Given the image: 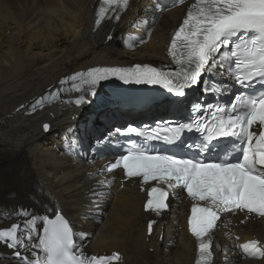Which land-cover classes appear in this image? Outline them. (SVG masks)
Wrapping results in <instances>:
<instances>
[{"label": "bare ground", "instance_id": "bare-ground-1", "mask_svg": "<svg viewBox=\"0 0 264 264\" xmlns=\"http://www.w3.org/2000/svg\"><path fill=\"white\" fill-rule=\"evenodd\" d=\"M147 1H131L118 23L102 24L92 33L93 0H0V209L32 205V201H38L37 211L44 204L59 207L75 222V230L85 234L79 239L85 241L81 251L89 258L119 250V262L110 264H191L194 244L184 231L187 205L183 198L162 215L147 240L148 217L141 211L143 197L135 190H115L108 206L102 204L100 219L91 220L98 194L95 177L85 172L102 174L99 133L109 131L114 119L133 115L123 109L127 95L111 109L115 102L107 103L105 110L73 132H66L74 122L69 118L75 119L76 112H91L95 101L110 96L111 87L98 88V99L86 96L79 105L61 106L66 110L59 116V109L31 117L13 115L20 103L43 95L50 83L72 71L164 60L171 31L190 0L156 13L146 29L134 30L128 23L137 20L135 14L147 8ZM44 123L50 125L48 131L43 130ZM63 136L67 143L59 141ZM214 235L221 249L212 264H264V258L241 259L232 250L236 242L260 240L261 224L218 225ZM0 253L5 254L1 247ZM0 264L13 263L0 257Z\"/></svg>", "mask_w": 264, "mask_h": 264}, {"label": "snow or ice", "instance_id": "snow-or-ice-1", "mask_svg": "<svg viewBox=\"0 0 264 264\" xmlns=\"http://www.w3.org/2000/svg\"><path fill=\"white\" fill-rule=\"evenodd\" d=\"M129 0H102L97 11L96 25L109 8L116 12L123 11ZM111 40L112 36L109 35ZM143 43V40H141ZM222 50L230 56L229 78L241 88H252L254 82L264 83V0H195L189 7L187 16L175 31L168 48V54L177 68L172 73H164L148 65H135L131 69L95 67L86 72H77L68 77L73 88L80 91L75 82L80 80L89 86L90 94L95 95V88L101 82L115 76L124 83L159 84L169 92L179 96L185 89L196 84L201 75L212 68H222L223 61L213 63ZM234 65V68H233ZM66 83L65 80L60 81ZM62 90V89H61ZM58 93H51L37 99L33 110ZM84 102L81 96L75 101L77 105ZM198 110H206L208 117H199L174 127L140 130L129 128V133L146 140L163 139L168 144L182 143L185 130L197 131L202 135L200 154L211 150L212 142L220 138H234L232 147L242 155L232 162L227 155L217 157L215 162L204 159L183 158L174 154L148 152L133 144L125 154H121L107 171L123 169L126 179L140 178L143 185L156 181L157 186L148 189V199L144 204L146 211L159 215L168 207V191L159 185L165 184L170 190L181 189L187 196L197 202L191 207L188 217V231L195 238L198 257L195 264H208L210 251V233L219 219L218 212H247L264 216V87L259 92L241 91L224 106L208 105ZM259 126V133L253 129ZM50 125L44 124V131ZM117 131H120L117 129ZM186 147L191 148V145ZM198 202H204L201 205ZM27 215V213H23ZM29 225L35 219L27 221ZM16 226L13 225V228ZM151 231V225H149ZM31 231L29 232V236ZM72 229L68 222L57 213L55 220L44 218V235L39 237L37 247L44 256L36 260L24 258V264H110L119 261L120 256L113 253L111 257H86L77 255ZM81 237L85 234H80ZM10 237L7 242L10 249L20 243L12 231L0 232V241ZM245 253L255 257L264 256L252 241L241 245ZM21 256L19 251L15 252Z\"/></svg>", "mask_w": 264, "mask_h": 264}, {"label": "water", "instance_id": "water-1", "mask_svg": "<svg viewBox=\"0 0 264 264\" xmlns=\"http://www.w3.org/2000/svg\"><path fill=\"white\" fill-rule=\"evenodd\" d=\"M119 102H115L112 106H114L115 104H118ZM105 108H107V106L106 105H100V106H98L97 107V109L96 110H94V111H97V110H102V109H105ZM93 111V112H94ZM89 113H91V112H89ZM89 113H87V112H84V113H82V114H80V119H82V118H84V116H86L87 114H89Z\"/></svg>", "mask_w": 264, "mask_h": 264}, {"label": "rangeland", "instance_id": "rangeland-1", "mask_svg": "<svg viewBox=\"0 0 264 264\" xmlns=\"http://www.w3.org/2000/svg\"><path fill=\"white\" fill-rule=\"evenodd\" d=\"M101 102H103V100H102V101H100V100L95 101V102H94V107L91 108L90 111L93 112L94 110H96L97 107L100 106V103H101ZM107 103H109V102H107ZM107 103H106V104H107Z\"/></svg>", "mask_w": 264, "mask_h": 264}]
</instances>
